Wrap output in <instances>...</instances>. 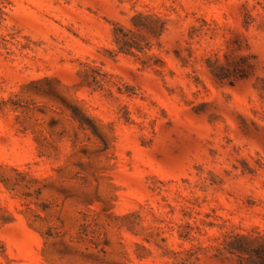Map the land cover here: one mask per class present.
<instances>
[{
	"label": "rangeland",
	"instance_id": "rangeland-1",
	"mask_svg": "<svg viewBox=\"0 0 264 264\" xmlns=\"http://www.w3.org/2000/svg\"><path fill=\"white\" fill-rule=\"evenodd\" d=\"M0 264H264V0H0Z\"/></svg>",
	"mask_w": 264,
	"mask_h": 264
}]
</instances>
